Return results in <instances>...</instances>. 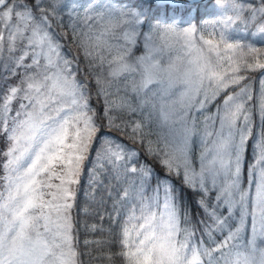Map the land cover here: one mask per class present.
Returning <instances> with one entry per match:
<instances>
[{
  "label": "snow or ice",
  "instance_id": "6c2138e0",
  "mask_svg": "<svg viewBox=\"0 0 264 264\" xmlns=\"http://www.w3.org/2000/svg\"><path fill=\"white\" fill-rule=\"evenodd\" d=\"M228 2L235 15L222 27L239 21L264 33V0ZM63 7V0H0V23L7 30L6 37L0 31V53L7 44L14 65L24 69L0 97V131L11 141L9 174L0 191V264H77L75 186L101 119L91 105L92 88L104 97L106 126L133 144L147 145L146 154L163 169L159 177L150 164L134 159L139 153L114 140L102 143L114 172L138 176L140 204L121 225L120 246L127 251L120 256L127 264H264V239L256 241L257 220L264 237V169L257 177L253 165L251 190L241 185L242 153L252 138L245 105L253 96L246 83L250 78L240 73L264 69L259 60L247 59L258 50L229 43L223 32L217 42L197 37L195 28L153 24L138 6L85 16L87 32L59 34L53 22ZM138 37L144 51L136 56L129 49ZM65 39H77L83 50L81 78L79 58L64 52L60 41ZM230 51H239L238 57L227 56ZM261 85L256 106L264 113V80ZM121 92L132 98L108 99ZM114 109L138 113L139 119L117 124L109 115ZM255 147L258 162H264V133ZM172 177L200 194L196 204L206 219L189 226L183 192ZM123 195L127 198V190ZM249 222L251 240L242 237Z\"/></svg>",
  "mask_w": 264,
  "mask_h": 264
},
{
  "label": "trees",
  "instance_id": "16d2710c",
  "mask_svg": "<svg viewBox=\"0 0 264 264\" xmlns=\"http://www.w3.org/2000/svg\"><path fill=\"white\" fill-rule=\"evenodd\" d=\"M212 1L201 0L191 3L187 0H175L176 4L185 6L174 8L169 0H120V2L127 3L128 7L138 6L152 22L164 19L178 20L182 18L187 24L193 21L197 22L198 25L209 24L211 34H217L220 38V33L223 32L229 42L242 43L243 45L257 49L258 52L254 58L252 56L247 57L249 63L258 59L263 61L264 55H261V53L264 52V40L254 39L251 37V34H241V32L236 31L238 30L237 27L235 29L231 25H228L226 28L222 27L224 21L222 15H214L207 10ZM221 1L223 6H225L224 12L229 16L234 15L228 0ZM25 2L27 3L28 0H25ZM70 2L72 1L63 0V4L66 7L58 11L59 20L53 22V28L59 34L70 33L73 29L78 34L76 27L71 24L69 12H67L70 9ZM258 2L259 0H257ZM45 6L47 7V5ZM229 9L230 11H228ZM245 15L247 14L245 13ZM138 41L139 43L136 46L137 52L140 51L142 45L141 38ZM61 42L65 45L64 49L67 52L68 58L71 59L73 55L79 58L81 74H78V78H81L86 62L83 57V50L77 46L78 40L65 39L61 40ZM69 49H71V54H68ZM244 51L247 52V49ZM13 60L14 57L10 52L5 51L0 55V97L8 91L11 83L18 81L19 74L22 73V68L16 67ZM96 71L94 69L93 73ZM106 74L107 64H105L102 79L106 77ZM241 74L249 75L247 77L250 79L246 82L251 83L250 90L253 96V100L248 103L252 120V138L246 143L244 166L241 174L242 187H249L251 190L253 187L251 183L253 165H255L257 177L259 176L260 170L264 169V162H258L259 154L255 147V142L264 133V113L256 106V101L261 94L259 79L261 69L247 72L242 69ZM88 78L91 80L92 75L89 74ZM106 90L108 92L113 91L111 88ZM92 93L91 105L95 109L97 116L101 117V119L97 120L99 132L92 146L91 155L85 162L83 173L79 177V184L76 185V207L72 211V221L76 226L73 235L75 236L76 251L79 254L77 264H127V258L120 256L121 251H127V249H122L120 246L121 225L125 224L130 210L136 209L140 204L139 187L138 183L133 184L128 180L127 174H124L122 170L119 174L113 171L112 166L105 160L103 152L101 151L102 143L104 140H114L124 143L129 148L135 149L139 153L136 160L140 163L150 164L159 177H163V169L146 154L145 149L147 145H141L139 143L133 144L125 135H121L114 129H109L106 126V122L103 120V109L105 107L104 97H97L95 95V88H92ZM109 115L116 117L115 123L117 124H120L122 121H128L130 123L134 119H139V114L129 115L123 110L117 111L114 109ZM126 132H130V129H126ZM149 139L155 140L156 137L151 136ZM9 142L10 139L3 131H0V188L2 187L3 181V161L6 158V150ZM171 182L175 185L178 192L181 190L183 192L182 203L186 212L185 218L191 222L189 226L195 225L197 220L206 219L204 212L196 204V199L200 194L190 191L187 188H182V181L179 178L172 177ZM151 183L154 185L156 183L155 179ZM123 190H127L129 193L127 198L124 197ZM148 192L151 193V188L148 189ZM256 230V241L259 243L260 240L264 239V237L259 235L261 230L259 220L256 222ZM197 234L199 235V232ZM243 238L247 240L252 239V226L250 222L246 224V233H244ZM213 239H219V234L214 233ZM85 241L89 243L85 245Z\"/></svg>",
  "mask_w": 264,
  "mask_h": 264
},
{
  "label": "rangeland",
  "instance_id": "374dc122",
  "mask_svg": "<svg viewBox=\"0 0 264 264\" xmlns=\"http://www.w3.org/2000/svg\"><path fill=\"white\" fill-rule=\"evenodd\" d=\"M71 1L72 2H70V9L67 10V12H69L68 14H69V17L71 20V24L76 27L78 34L88 31V29L86 27L85 19H84L85 16H97L98 13L103 12L108 8H125V9L129 8L127 6V3L120 2V0H71ZM157 1H160V0H157ZM71 7H72V11H71ZM224 7L225 6H223L221 0H213L211 2V4L209 5V7L207 8V10L212 12V14H214V15H222L223 20H225V18L228 17L229 15L224 12ZM67 8H69V7H67ZM18 10H20V9H18ZM228 11H230V9ZM234 15H235V13H234ZM234 15H231V16H234ZM168 20L169 19L159 20L156 22L153 21L152 23L153 24H159L161 26H171L174 28H189V27L195 28L197 30V32H196L197 37L202 35L205 39H212V40L217 41V42H219V40H220V38L218 37L217 34H211L210 33L209 24L206 25V23H205V24L198 25V23L195 21H193L190 24H187L182 18H179L178 20H169V21ZM231 26L233 28L237 27L238 30H236V31L241 32V34L242 33H247V35L251 34V37L254 39L264 40V33L257 31V29L255 27H253L251 24L245 26L242 22L235 21L233 24H231ZM0 31L3 32L5 37L7 36V30H5L3 28L2 23H0ZM137 31L147 32L148 30L146 28H139L138 27ZM139 38H141V40H142V45H141L142 49L140 48V51H138V52L136 51V46L139 43V41L137 43H135L134 45L130 46V49H129L136 56L141 55L144 51L143 37H138V39ZM229 43H231V42H229ZM240 44H242V43H240ZM204 47L207 48L206 45ZM6 49H7V44H5V50L2 53H0V55H2L5 51L8 52ZM64 52L67 55V52L65 49H64ZM113 54H115V53H113ZM105 55H107V54H105ZM222 55H225V53L222 52ZM226 55L233 57V59H236L239 55V51H237V52H231L230 51V52H227ZM67 58H68V55H67ZM258 60L261 63H264V60L263 61L261 59H258ZM224 67L225 68L228 67L227 63L224 64ZM23 71H24V69H22V72ZM245 76H249V75H245ZM259 79H260V84H261V81L264 80V69H261V75H260ZM17 82L11 83L10 87L15 85ZM246 83H248L249 86L251 84L250 82H246ZM261 88H262V85H261ZM113 91H114V89H113ZM250 92H251V90H250ZM121 98L130 99V98H132V94L129 93V96L125 97V94L123 92H121L119 95H111L109 100L119 103L121 101ZM132 102H133V104H135V102H136L135 99H132ZM245 106L249 109L248 104H246ZM16 107H17V104L14 102L12 105V108L15 109ZM209 108L211 111H214V107H212L211 105L209 106ZM204 114L207 115V114H209V112H205ZM137 119H134V120H137ZM117 143H120V142H117ZM122 144L124 145V143H122ZM10 146H11V141L9 142V145L7 146L6 158L3 161V175H2L3 181H2V187L0 188V191H4L5 178L9 174V168L7 167V161L10 159V156L8 155V149ZM193 148L197 153L199 152V138H197L195 140V142L193 144ZM125 149H126V151H131V152L137 153V151L133 148H129V147L125 146ZM136 158H137V156L134 157V159H136ZM244 158H245V154L242 153L241 174H242V170H243V166H244ZM127 176H128V180H130L133 184L137 183L138 176L136 174H127ZM53 183H58V181L53 180ZM75 189H76V186H75ZM128 196H129V193H128ZM134 198H136V197L134 196ZM242 237H244V233H242ZM241 242H243V239Z\"/></svg>",
  "mask_w": 264,
  "mask_h": 264
},
{
  "label": "water",
  "instance_id": "95a60500",
  "mask_svg": "<svg viewBox=\"0 0 264 264\" xmlns=\"http://www.w3.org/2000/svg\"><path fill=\"white\" fill-rule=\"evenodd\" d=\"M187 1L190 2V0H187ZM197 1H201V0H191V3H193V2H197Z\"/></svg>",
  "mask_w": 264,
  "mask_h": 264
},
{
  "label": "bare ground",
  "instance_id": "6f19581e",
  "mask_svg": "<svg viewBox=\"0 0 264 264\" xmlns=\"http://www.w3.org/2000/svg\"><path fill=\"white\" fill-rule=\"evenodd\" d=\"M246 147V146H245ZM244 154H245V152H244Z\"/></svg>",
  "mask_w": 264,
  "mask_h": 264
}]
</instances>
